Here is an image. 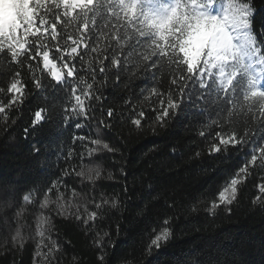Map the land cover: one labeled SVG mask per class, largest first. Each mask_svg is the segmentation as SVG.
Wrapping results in <instances>:
<instances>
[{
    "label": "snow or ice",
    "instance_id": "snow-or-ice-1",
    "mask_svg": "<svg viewBox=\"0 0 264 264\" xmlns=\"http://www.w3.org/2000/svg\"><path fill=\"white\" fill-rule=\"evenodd\" d=\"M256 16L252 0H0V76L10 77L7 87H0V123L11 119L15 124L10 114L28 98L21 70L29 73L36 92L51 100L54 110L60 109L56 115L65 128L83 130L98 121L95 138L72 135L73 146L66 152L61 147L57 155L66 165L61 175L46 189L25 193L15 211L19 221L27 206L39 205L34 259L56 264L61 251L50 234L51 216L44 210L87 227L102 220L106 209L120 206L117 197L109 200L104 192L99 199L93 195L81 203L82 193L65 179L79 178L93 189L102 179H115L112 172L105 177L100 165L84 164L85 158L92 161L119 151L101 138L100 129L111 130L112 121L124 114L108 108L105 115L101 107L100 117L95 116L109 82L113 87L123 83L127 89L138 78L150 80L152 86L140 90L145 103L131 119L136 129L148 120L163 125L183 107L192 106L207 121L198 135L211 137L210 155L242 153L243 165L209 206L231 211L241 186L255 170L264 169V20L257 26ZM51 119L48 109L36 110L32 130ZM258 188L264 194V184ZM254 202L264 203L259 196ZM171 219L163 221L149 248H159L169 239ZM22 227L12 237L20 247L25 243ZM108 236L96 233L99 264L106 261Z\"/></svg>",
    "mask_w": 264,
    "mask_h": 264
},
{
    "label": "trees",
    "instance_id": "trees-1",
    "mask_svg": "<svg viewBox=\"0 0 264 264\" xmlns=\"http://www.w3.org/2000/svg\"><path fill=\"white\" fill-rule=\"evenodd\" d=\"M252 4L259 26L264 20V0H252ZM21 71L28 98L10 114L15 124L11 119L6 125L0 123V208L4 209L0 212V264H40L34 259L33 239L39 205L27 206L19 221L14 219L15 211L23 204L25 193L33 188L46 189L61 175L66 165L57 161V155L61 147L66 152L67 147L73 146L72 135L92 134L95 138L98 123L93 121L83 130L65 128L56 115L60 109L54 110L53 102L46 101L44 94L33 88L29 73ZM9 79L0 76V87L6 88ZM151 86L150 80L139 78L127 89L123 83L113 87L109 82L104 91L106 99L102 105L97 103V118L101 107L105 115L108 108L124 114L122 119L112 121L111 130L100 129L101 138L119 151L114 155L100 154L92 161L85 158L84 164L100 165L105 177L112 172L115 179H102L95 189L91 184H81L79 178L65 179L82 193L81 203L93 195L99 199L104 192L109 200L117 197L120 206L106 209L102 220L87 227L44 210L45 215L51 216L52 239L61 244L56 264H99L101 250L94 243L97 232L109 233L104 238L105 264H264V203L254 202L257 196L264 201L258 188L264 184V169L255 170L241 186L231 211L224 207L209 210L225 181L243 165V155H210L211 137L198 135L205 130L202 126L207 121L197 116L192 106L183 107L163 125L148 120L136 129L131 119L145 103L140 90ZM129 97L130 103L125 106L124 100ZM40 108L48 109L52 119L33 131L31 120ZM25 129L29 130L27 134ZM89 208L94 210L91 205ZM169 217L171 236L159 248H149ZM21 225L23 247L14 245L12 240Z\"/></svg>",
    "mask_w": 264,
    "mask_h": 264
}]
</instances>
